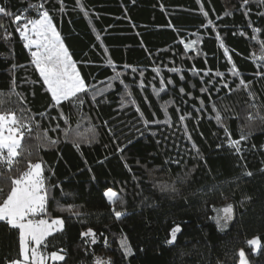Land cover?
<instances>
[{
  "label": "trees",
  "instance_id": "trees-1",
  "mask_svg": "<svg viewBox=\"0 0 264 264\" xmlns=\"http://www.w3.org/2000/svg\"><path fill=\"white\" fill-rule=\"evenodd\" d=\"M0 8L11 13L0 14V113L26 126L11 171L0 164V203L13 178L42 164L46 212L31 219L63 221L39 247L45 264H240L241 251L264 264V0H0ZM37 9L88 86L83 103L55 105L35 45L17 31ZM226 202L236 214L222 229L216 212ZM89 230L95 243L82 235ZM54 252L65 259L51 260ZM17 259L19 230L0 222V264Z\"/></svg>",
  "mask_w": 264,
  "mask_h": 264
},
{
  "label": "snow or ice",
  "instance_id": "snow-or-ice-1",
  "mask_svg": "<svg viewBox=\"0 0 264 264\" xmlns=\"http://www.w3.org/2000/svg\"><path fill=\"white\" fill-rule=\"evenodd\" d=\"M244 2L247 3L248 0H244ZM39 7L43 8V5ZM37 12V19L27 20L22 28L17 27V31L20 32L22 39L26 41L25 47L35 45L37 49V51L32 52L33 63L43 78L44 84L48 86L52 101L55 105H60L62 101L72 102L73 100L83 103L79 94L86 92L88 86L76 70L75 63L64 47L59 33L56 32L49 13L47 11L40 12L39 9H37ZM0 14L11 15V13H6L4 8H0ZM21 19L22 17L17 15L14 22L19 24ZM29 25H31V29H29ZM29 31L36 39L29 35ZM221 46L223 47V45ZM233 74L237 73L234 72ZM217 75L222 74L217 73ZM241 84H245V82L241 81ZM225 87H228V85L225 84ZM93 99H95V95ZM216 119L217 121L221 120L219 114H217ZM249 119H252V117L249 116ZM24 127L26 126L20 124L14 113H0V164H6L9 171H11L12 166L16 163V158L20 155L21 141L24 136L22 129ZM5 132H7V135H5ZM225 133L230 136L227 128H225ZM245 139L247 137L241 134L240 140ZM240 140L230 139L229 146L239 152ZM52 143L54 144L56 141H52ZM74 146L79 148V143L74 142ZM42 173L41 163H30L27 171L22 173L19 178L12 179L13 186L11 190L3 199V202L0 203V222H4L11 229L19 230L20 256L22 259L13 260L11 264H30V262L31 264H45L48 257L40 254L39 247L46 237L51 235L53 225L58 226V228L62 227L63 222L60 220H53L49 224L48 221L43 219L34 221L30 218L46 212L47 191L44 188ZM246 175L251 176L252 173L249 172ZM0 192H2V189H0ZM105 195L110 202L116 197V193L111 190ZM223 211L230 219L232 206L229 205ZM115 215L119 219L122 213L117 211ZM179 230L178 227L172 230L171 239L167 241L168 244L175 241L176 233ZM82 235L91 236L93 237L92 243L96 242L95 233L91 230L82 233ZM32 243L35 244V247H30ZM248 244L258 247L259 240L254 238L248 241ZM120 246L125 256L133 254L126 238L121 240ZM239 255L241 258L240 264H247L244 252L241 251ZM50 259L63 261L65 257L54 252L50 254Z\"/></svg>",
  "mask_w": 264,
  "mask_h": 264
},
{
  "label": "rangeland",
  "instance_id": "rangeland-1",
  "mask_svg": "<svg viewBox=\"0 0 264 264\" xmlns=\"http://www.w3.org/2000/svg\"><path fill=\"white\" fill-rule=\"evenodd\" d=\"M114 200V199H113ZM229 205L232 206V213H231V218H227L226 214L224 213L223 209H225L226 207H228ZM235 214H236V208H235V205L232 203V202H226L225 204H223L216 212V222L218 223V225L222 228V229H225L226 227H228L231 222L233 221L234 217H235ZM38 215V214H37ZM37 215L35 216H32V218H35ZM31 218V217H30ZM43 220H46L48 221L49 224H51V222L53 220H60L62 221L61 219H50V218H44ZM34 221H39V220H34ZM63 222V221H62ZM63 228V223H62V227L61 228H58V226L56 225H53V231L51 234L61 230ZM90 239H91V242H92V239L93 237L91 236H88ZM31 247H35V244H33ZM256 251L259 249L260 245L257 247V246H254ZM246 259V262L248 264V261H247V258L245 257ZM241 260V258H240ZM96 263L97 264H108L107 263V260H105L104 258H97L96 259ZM31 264V262H30Z\"/></svg>",
  "mask_w": 264,
  "mask_h": 264
}]
</instances>
